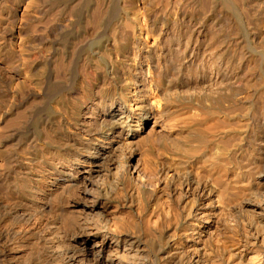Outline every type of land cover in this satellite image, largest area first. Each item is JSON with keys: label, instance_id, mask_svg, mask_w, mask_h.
<instances>
[{"label": "bare ground", "instance_id": "bare-ground-1", "mask_svg": "<svg viewBox=\"0 0 264 264\" xmlns=\"http://www.w3.org/2000/svg\"><path fill=\"white\" fill-rule=\"evenodd\" d=\"M0 264H264V0H0Z\"/></svg>", "mask_w": 264, "mask_h": 264}, {"label": "rangeland", "instance_id": "rangeland-1", "mask_svg": "<svg viewBox=\"0 0 264 264\" xmlns=\"http://www.w3.org/2000/svg\"><path fill=\"white\" fill-rule=\"evenodd\" d=\"M52 105H53V102H50ZM150 126H148L149 128L151 127V125L152 124H149ZM154 150H157L156 152L154 151ZM154 152H155V154H154ZM158 149H156V148H151L150 150H148L147 151V153L146 154H149V155H144V156H140L139 158L137 157L136 159H135V161L133 162V164H132V167L134 168L135 167V164H136V162L138 161V159H139V165H140V167H139V170H141V171H143V170H145V171H143V172H141L142 173V175L144 176H146V175H148V178H146L147 180L149 179V180H153L154 179V172H153V168H154V166L153 165H151V167H150V165L149 164H151V162H150V160L151 159H154V160H157V158L160 156V153L158 152ZM156 155H158V156H156ZM156 156V157H155ZM163 160V158L160 156V160ZM143 164V165H142ZM143 169V170H142ZM151 173V174H150ZM152 176V177H150V176ZM146 209L148 210V213H151V211H152V206H147L146 207ZM151 209V210H150ZM183 221L185 222V221H187V219H183ZM183 221H182V223H183Z\"/></svg>", "mask_w": 264, "mask_h": 264}]
</instances>
